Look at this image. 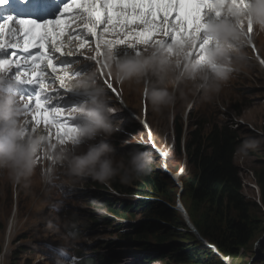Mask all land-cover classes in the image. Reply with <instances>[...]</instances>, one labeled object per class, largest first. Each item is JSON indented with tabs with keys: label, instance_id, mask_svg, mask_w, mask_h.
<instances>
[{
	"label": "clouds",
	"instance_id": "9594fccd",
	"mask_svg": "<svg viewBox=\"0 0 264 264\" xmlns=\"http://www.w3.org/2000/svg\"><path fill=\"white\" fill-rule=\"evenodd\" d=\"M203 20L204 29L201 39L206 36L208 43L203 49L202 58L191 55L199 42L195 36L183 37L169 44L154 43L147 45L144 49L142 46L145 45H138V51L136 50L137 45L130 47L123 45L125 48L121 51L125 55L120 57L114 53L115 49L121 45H111L103 49L102 62L105 72L110 73L119 84L130 81L139 83L147 80L146 83L149 86L153 80L158 83L165 82L163 87H147L145 90L144 98L148 97L155 109L162 105L175 103L177 93L185 97L187 95L185 89L191 93L193 99L217 102L216 107L214 106L217 109L218 105H223L220 104L222 95L220 92L223 86L230 80L233 73L241 71L247 65L248 57L244 50L245 46L252 50L257 67L264 73V63H261L264 61V52L261 54L255 46L256 43H260L262 47L264 37L256 38L254 43L250 36L254 30L264 33V0H244V3H240V0H218L214 7L205 11ZM249 26L252 29L251 32H249ZM78 28L79 26L74 25L72 29L77 30ZM156 37L163 39L162 34ZM91 45L92 49L87 50L90 54L94 44L91 43ZM83 64L86 63L82 62L78 66ZM94 69L65 82V87L69 91L80 93L79 97H86L81 103L65 105L66 99L60 95L62 90H59L57 95L60 98L59 101L53 99V102L63 103L65 106H74L71 109V115L76 131L64 142L54 139L55 131L52 132L51 142L47 136L49 130L45 132L42 124L36 126L31 119L29 122L33 128L31 131L28 130V123H24L26 116L24 104L19 99V95L6 83L7 73L0 72V169H6L15 183L28 181L37 172L36 169L40 168L41 180L50 187L46 191L48 192L47 198L51 194V188L62 190V182H55L57 175L66 176L73 181L91 178L95 183L97 181L103 183L113 191L115 189L108 184L109 182L118 179L122 184H130L149 175L155 167L166 173L179 172L182 175L185 172L180 169L173 172L175 170L171 167V162L176 158L168 163L171 169L161 166L160 156L167 155L169 152L163 150L161 145L169 144L172 140L176 155L181 156L183 163H187V159L183 158V156H188L186 136L189 133L188 130H193L188 129L187 122L190 118L191 127L196 128L197 120V118L193 120L191 116L192 109L189 108L185 114V124L182 123V142L178 147L174 124L177 117L171 119L172 137L164 138L148 120L146 103L142 106V115L137 114L127 105L122 96L124 90L120 88L119 93L123 97L121 100H119L120 94L117 97L109 95L106 88L97 80ZM69 71H75V67L71 66ZM117 83L115 86L118 88ZM167 83L174 84V88L170 90L166 86ZM121 111L133 118L134 121L128 123L129 127L120 126L122 121L115 120ZM219 111L225 118H214L236 130L233 120L226 116V109ZM227 114L232 115L231 112ZM143 132L147 133L146 137ZM112 137H118L117 139L121 141L120 146L127 142H132V144H126L122 148L125 152L117 155L116 151L120 147L116 149ZM158 139H161V142ZM261 143L262 141L254 138L245 140L240 152L246 156L249 151L255 150ZM132 146H138V148H131L126 152V148ZM154 160L157 162L154 163ZM45 183L43 184L46 188ZM63 189L66 190L65 187ZM136 194L150 195V201L156 197L144 190L131 193L135 197ZM64 195L67 196V194ZM135 199L147 201L139 197ZM59 203L63 204V200ZM100 209L105 211L102 214L105 216H108V212H112ZM183 209L186 215L187 210L184 207ZM58 213L60 214L61 211ZM49 227L53 228L54 232L48 236H55L57 233L61 235V238L56 235L53 244L45 242L50 250L57 249V252L51 255L53 264H71L63 252L66 247L72 246L79 239V234L72 230L75 224L71 221L64 224L63 232L60 227L52 223ZM218 253L221 252L217 251L216 254ZM112 258L115 257L110 254L107 257L100 256L97 260L90 255L82 264H108ZM91 259H95V262L92 263Z\"/></svg>",
	"mask_w": 264,
	"mask_h": 264
},
{
	"label": "rangeland",
	"instance_id": "374dc122",
	"mask_svg": "<svg viewBox=\"0 0 264 264\" xmlns=\"http://www.w3.org/2000/svg\"><path fill=\"white\" fill-rule=\"evenodd\" d=\"M160 36L161 35H158V37ZM250 36L255 43L256 38L262 39L264 37V33L254 30ZM154 39H157V37H154ZM87 45H91V43ZM146 46L147 45L142 46V49ZM255 46L258 52L263 54L264 44L261 47L260 43H256ZM91 49L92 45L88 50ZM94 49L95 43L91 51V56H94ZM136 50L138 51V45ZM244 50L248 57L247 65L241 71L233 73L230 80L223 86L220 92V94H222L220 97V104L224 106L218 105L217 109L214 108L217 102H204L199 99H193L191 93L187 89H185L187 93L185 97H181L179 93H177L175 103L162 105L158 109H155L148 97H146V99L144 98V94H146L145 90L147 87H163L165 86V82L161 81L158 83L153 80L149 86L146 83L147 80L139 83L135 81L126 82L124 84L116 83L119 90L120 88L124 90L122 96H124L127 105L134 112L142 115L141 109L143 104L146 103L148 120L152 123V126L167 139L172 137V117H179V119L177 118L178 123L185 124V114L189 108L192 109L191 113L193 115V120H196L199 114L203 115L206 112L211 114V116L213 114V117L223 119L225 116L219 110L226 109V116L233 120V126L239 134L240 148L243 146L244 141L248 139L254 138L262 141L259 147L249 151L246 156L241 154L239 148L235 157L236 163L241 171L244 195L248 200L259 201V186L254 180L253 172L256 169L264 168V73L257 67L252 50L248 46H245ZM3 56L4 54L0 53V57ZM83 65L90 68L89 64ZM166 86L170 90L174 88V84L172 83H167ZM49 88H55V85L51 84ZM33 90L35 89L31 85L20 88V91L25 96L30 94ZM62 91L60 95H62V98L65 97V105H75L86 99L85 96L79 97L78 95H71L72 91L67 92V94H64V90ZM52 95L54 96V101L60 99L57 97L56 93H52ZM128 111L132 112L130 109H128ZM229 112H231L232 115L227 114ZM177 114L179 116H177ZM131 118L130 115L121 111L115 120L122 121L120 126L129 127L128 123L130 124L134 121L133 118ZM30 119V114L26 112L24 123H28L29 131L33 128V125L29 122ZM187 123L188 129L195 128L194 126L191 127L192 122L190 118H188ZM53 131L55 130H52V132ZM53 136L55 139V132ZM117 138L112 137V142L116 149L120 147L119 150L116 151L117 155H119L125 152L122 148L128 143L120 146L121 141ZM158 140L161 142V139ZM188 140L189 136L187 135L186 143ZM185 158L188 160V163L184 166H187L188 169L183 170L185 171L184 173L193 169L189 161V156H185ZM156 162L157 161L154 160V163ZM181 163V156H177L176 159L171 162V167L175 170L173 172L179 169L182 171L180 166ZM36 171L37 172L28 181H22L17 184L11 179L6 169H0V264H53L51 255L54 254V251L50 250L45 242L53 244L56 235L60 238L61 235L57 233L55 236H48L54 232L53 228L49 227V224L52 223L60 227L61 232H63V225L69 221L75 224V228L72 230L79 234V239L76 240L72 246L66 247L63 252L71 264H82L90 255L98 260L100 256L107 257L110 254L115 257L117 264H164L163 261L155 262L156 260L154 259L160 256L155 254L156 252L153 253V250L156 248L159 249L156 244H161V246L168 248L167 245L170 242L159 243L157 241V232L153 231L146 234L148 241L154 246V248L151 247L149 249L134 243L133 241L136 240L134 237L133 239H128L126 237L128 229L131 228L132 225L141 226L143 225L142 222L147 219V212L143 208H134L131 205L123 209V214L121 216H118L117 213L113 211L108 212L107 218L111 216L108 220H101L98 217L100 214L105 213V211L98 208L101 201H108L113 206L122 208L123 205L121 200H129L131 197H135L134 195L131 196L129 193L120 194L115 190L112 191L106 186L97 185L91 178L73 181L66 176L57 175L55 182H62V190L53 187L51 188V194L46 198L48 195L46 191L49 190L50 187L41 180V169L37 168ZM156 171L163 170L155 167L149 175L155 178L158 175ZM184 173L182 175H180L179 172L174 174L171 172L167 173L172 177L177 186L173 189L174 201H170V204L174 209L179 210L188 226V230H185V228L180 229L181 232L178 233L176 241L179 242L182 247H187V245L190 246L198 241L211 249L208 240L204 238L195 227L190 217H188L189 215H185L184 213L183 207L185 209L186 207L184 203L181 202L184 189L180 186V184L183 185ZM141 180L142 178L126 185L135 188L138 183H141ZM43 183L46 184V188ZM64 187L66 190L63 189ZM144 191H149L152 195L155 194L153 187H149V185L145 186ZM64 194H67V196L65 197ZM163 197L164 196H162V198ZM155 198L156 197H153V200H155ZM175 199L178 203L177 208L174 203ZM61 200H63V204L59 203ZM58 211H61V213L59 214ZM130 211H134L133 218L127 219L128 221L124 220L122 218L123 216H131ZM259 216L264 223V211ZM13 223L14 225L12 226ZM161 230L166 233H174V228L165 223H162ZM61 244L63 245L64 241ZM166 251L168 255L173 257L172 254L174 252L171 249H167ZM245 253L246 254L242 255V257L239 255L226 256L223 253H218V258L215 259L212 264H264V231L252 245L248 246L247 252ZM167 260L170 264H179L172 263V258ZM190 264L198 263L191 262Z\"/></svg>",
	"mask_w": 264,
	"mask_h": 264
},
{
	"label": "snow or ice",
	"instance_id": "6c2138e0",
	"mask_svg": "<svg viewBox=\"0 0 264 264\" xmlns=\"http://www.w3.org/2000/svg\"><path fill=\"white\" fill-rule=\"evenodd\" d=\"M218 0H64L59 14L54 19L39 22L16 13L8 12L0 16V72H6V83L19 95L25 111L30 114L36 126L49 129L48 138L52 139L55 130L56 141L64 142L76 131L71 115L60 106H52L54 96L59 90L67 94V80L86 72L84 68L69 71L78 63L63 58L76 57L88 40H80L72 31L79 26L89 39H95V55L91 60L101 63L103 49L111 45H151L169 44L183 37L195 36L199 41L191 55L202 58L208 43L206 36L201 39L204 29V14L215 6ZM244 3V0H240ZM46 0H0V7L23 6L25 10L41 8ZM252 29L249 26V32ZM163 39H154L161 35ZM67 37V49L65 44ZM112 37V38H109ZM80 40L75 49L72 42ZM7 50L10 52V57ZM58 54V55H57ZM139 54V52H137ZM90 57H88L89 59ZM264 63V61H261ZM103 67V65H102ZM15 70V71H13ZM51 77V79H49ZM59 82L57 88L50 84ZM33 86L34 92L25 96L21 86ZM112 89L111 84H107ZM35 131V129H33ZM57 252V249H52ZM61 252L63 250H60Z\"/></svg>",
	"mask_w": 264,
	"mask_h": 264
},
{
	"label": "trees",
	"instance_id": "16d2710c",
	"mask_svg": "<svg viewBox=\"0 0 264 264\" xmlns=\"http://www.w3.org/2000/svg\"><path fill=\"white\" fill-rule=\"evenodd\" d=\"M177 118L174 124L180 147L183 124H179ZM195 124L196 128L188 133L187 151L193 169L184 173L182 202L190 220L210 244L217 245L219 251L226 256L242 257L248 246L264 231V223L259 216L264 211V168L253 172L254 180L259 186V201L248 200L243 193L241 171L235 159L240 148L237 131L207 113L199 115ZM131 148L138 146L127 147L126 152ZM156 172L158 175L155 178L151 175L142 177L141 183L135 188L120 183L118 179L108 183L119 193L129 194L145 190V186L149 185L153 187L155 200L143 201L131 197L129 200H121L122 208H117L108 201L100 202V208L114 211L118 216L123 214L124 208L131 205L134 208H143L147 212V219L141 226L132 225L126 237H134L136 240L133 242L146 249L154 248L146 236L148 232H157L159 243L169 241L168 248L156 244L159 249H154L153 253L156 252L160 257L154 260L163 261L164 264H170L167 260L169 258H172V263L179 264H212L218 255L203 243L196 241L190 246L182 247L176 241L180 229L188 230L183 215L170 204V201H174L173 189L177 186L169 174L164 171ZM96 183L104 186L98 181ZM174 203L177 208L176 199ZM133 212L130 211V217L122 218L128 221L127 219L133 218ZM98 217L108 220L102 214ZM162 223L173 227L174 233L162 231ZM167 249L174 252L173 257L168 255ZM91 262L94 263L95 259H91ZM113 263L117 264L115 258L108 261V264Z\"/></svg>",
	"mask_w": 264,
	"mask_h": 264
},
{
	"label": "bare ground",
	"instance_id": "6f19581e",
	"mask_svg": "<svg viewBox=\"0 0 264 264\" xmlns=\"http://www.w3.org/2000/svg\"><path fill=\"white\" fill-rule=\"evenodd\" d=\"M9 9H12V8H9ZM69 31H72V33H73V35L74 36H77V34L78 33H80V32H83L82 31V29L81 30H76V29H70ZM109 38H111V37H109ZM65 39V44H66V47H67V44H68V41H67V37H65L64 38ZM80 40H81V37H80ZM80 40H74L73 42H72V48L73 49H75L76 48V46L78 45V43L80 42ZM89 43V42H88ZM91 47V45H86L85 46V48L84 49H81V50H83L84 52L86 51V50H88L89 48ZM80 50V51H81ZM7 51H9V50H7ZM58 55V54H57ZM81 56H83V55H81ZM63 59H67V60H74V58H72V57H67V58H63ZM77 64V63H76ZM76 64H74L73 66H76ZM76 67H78L77 69H80V68H84V70L86 71V68H85V66H83V65H80V66H76ZM106 74H108V73H106ZM96 78L97 79H100L101 81H109L110 80V78L108 77V75H105V74H102V75H99V76H96ZM49 79H51V77H49ZM51 85V84H50ZM49 85V86H50ZM54 85H55V88H57L58 89V86H57V84H56V82L54 83ZM34 92V91H33ZM78 94H80V93H78V92H74V91H72V93H71V95H78ZM121 95H120V99L119 100H121ZM123 98V97H122ZM57 101H59V99H57ZM53 106H60V107H63V108H65L66 110L68 109V108H71L72 106H65L64 104H61V103H56V102H53V104H52ZM150 123V122H149ZM46 130L48 131L49 129H46L45 128V132H46ZM53 130V129H52ZM51 130V131H52ZM51 142H52V140H50ZM133 142H135V140L133 141ZM128 144H132V142H127ZM178 155H176L175 157H177ZM184 161L182 160V163H183ZM187 163H188V160H187ZM187 165V164H186ZM183 168V170H187L188 168H187V166H183L182 167ZM98 185V184H97ZM110 193V192H109ZM183 197V196H182ZM102 202V201H101ZM91 206V205H90ZM100 212V211H99ZM109 217H111V216H109ZM109 217H108V219H109ZM14 220V219H13ZM14 222V221H13ZM114 222V221H113ZM8 223V222H7ZM15 223V222H14ZM14 223L12 224V226L14 225ZM126 223V222H125ZM113 226H115V225H113ZM13 232V231H12ZM213 247H216V248H213ZM211 250L212 251H214L215 253L217 252V251H219V249H218V247H217V245H212L211 246ZM106 257V256H105ZM149 258V257H148ZM111 262V261H110ZM155 262H159V260H156Z\"/></svg>",
	"mask_w": 264,
	"mask_h": 264
},
{
	"label": "built area",
	"instance_id": "2783aa9c",
	"mask_svg": "<svg viewBox=\"0 0 264 264\" xmlns=\"http://www.w3.org/2000/svg\"><path fill=\"white\" fill-rule=\"evenodd\" d=\"M143 133H144V136L146 137L147 133L146 132H143ZM161 148L163 150H168L169 151L167 155L163 154L162 156H160L161 166L163 168H165V169H167V168L171 169V167H170V165L168 163L176 158L175 157L176 156L175 147H174V144H173L172 140H171V142L169 144H167V143L162 144ZM169 156H171V157H169ZM183 158H185V156H183ZM186 164L187 163H183L181 165V169L182 170H183L182 167L184 165H186ZM180 186H181V188H183L182 184H180ZM209 245L212 246L213 244H209ZM213 248H216V247H213Z\"/></svg>",
	"mask_w": 264,
	"mask_h": 264
},
{
	"label": "water",
	"instance_id": "95a60500",
	"mask_svg": "<svg viewBox=\"0 0 264 264\" xmlns=\"http://www.w3.org/2000/svg\"><path fill=\"white\" fill-rule=\"evenodd\" d=\"M183 193V192H182ZM182 201V200H181ZM183 203V202H182ZM186 215H188V213L186 212ZM189 217V216H188ZM227 260V259H226Z\"/></svg>",
	"mask_w": 264,
	"mask_h": 264
}]
</instances>
